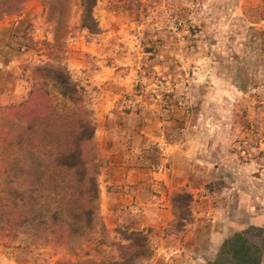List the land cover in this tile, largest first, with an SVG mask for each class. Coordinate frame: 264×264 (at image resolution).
Masks as SVG:
<instances>
[{
	"label": "rangeland",
	"instance_id": "obj_1",
	"mask_svg": "<svg viewBox=\"0 0 264 264\" xmlns=\"http://www.w3.org/2000/svg\"><path fill=\"white\" fill-rule=\"evenodd\" d=\"M79 15V0H25L0 19V106L26 96L30 69L43 62L64 66L83 89L94 224L58 247L0 235V264L96 262L103 249L114 253L101 242L118 241L117 229L147 234L141 264H211L209 230L244 232L264 251V0H95L96 33ZM57 23L66 33L50 56ZM117 148L132 152L147 184L105 224L99 173ZM177 193L190 196L185 216Z\"/></svg>",
	"mask_w": 264,
	"mask_h": 264
},
{
	"label": "trees",
	"instance_id": "obj_2",
	"mask_svg": "<svg viewBox=\"0 0 264 264\" xmlns=\"http://www.w3.org/2000/svg\"><path fill=\"white\" fill-rule=\"evenodd\" d=\"M25 0H0V17L18 14ZM95 0H79V27L98 32L92 16ZM48 8L52 11L53 2ZM49 10V11H50ZM66 27L57 23L53 47L62 46ZM31 85L18 103L0 106V235L15 240L25 233L33 242L66 245L89 231L98 197L97 167L85 153L93 128L86 116L83 89L71 81L64 66L43 62L30 69ZM60 96L53 103L48 84ZM68 102V103H65ZM190 196L177 193L181 216ZM118 241L103 244L96 262L60 259L57 264H141L151 255L142 230H116ZM261 250L244 232L225 238L211 264H259Z\"/></svg>",
	"mask_w": 264,
	"mask_h": 264
},
{
	"label": "crops",
	"instance_id": "obj_3",
	"mask_svg": "<svg viewBox=\"0 0 264 264\" xmlns=\"http://www.w3.org/2000/svg\"><path fill=\"white\" fill-rule=\"evenodd\" d=\"M10 16L16 14H8ZM2 15L0 19L3 17ZM124 152L117 149H114L112 154L110 155V161H108V165L104 168H101L99 173V178L103 181V187L101 192L103 193V199H101L100 203L103 204L105 211L101 214L104 216L103 221L106 224V221L111 220V215L118 211V208H125L129 206L131 202H133L137 195H139L142 188L147 184L146 183V169L143 168H135L130 166L131 163L128 160L130 154L132 152ZM192 233V232H191ZM204 234L202 232L198 233V237ZM216 232H209L205 235L209 238V244H207L206 248H210L213 253L217 252L221 242L224 240V236L218 235ZM211 243V247H210ZM258 246V245H257ZM261 250V260L259 264H264V251L262 248L258 246ZM163 248V247H162ZM167 248V247H166ZM183 246L179 249L178 247L171 246L169 248V252L174 254L176 252L181 251ZM159 256L165 254V249H159ZM185 251V250H183ZM180 255V252H179ZM176 258V257H173ZM179 257H177L178 259ZM172 260V259H171ZM180 260V258L178 259ZM156 264V262H155ZM159 264H179L174 263V261H159Z\"/></svg>",
	"mask_w": 264,
	"mask_h": 264
}]
</instances>
